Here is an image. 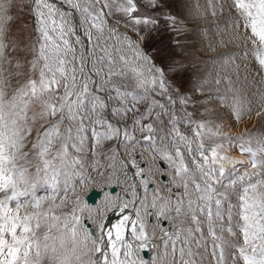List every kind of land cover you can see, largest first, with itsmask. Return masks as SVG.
<instances>
[{
    "label": "snow or ice",
    "instance_id": "1",
    "mask_svg": "<svg viewBox=\"0 0 264 264\" xmlns=\"http://www.w3.org/2000/svg\"><path fill=\"white\" fill-rule=\"evenodd\" d=\"M62 3L73 11H66L51 0H32L39 35L32 46L34 56L29 63L33 73L38 69V76L27 79L8 96L3 65L11 63L7 55L9 48L15 50V45L7 41L12 5L10 0H0V264H199L203 255L192 245H205L208 250L209 243L215 264H264V135L256 139L254 148L251 133L230 136L224 125L209 128L203 121L192 120L187 113L184 122L194 125L191 137L181 133L178 118L167 108L177 101L169 94L164 70L132 47L133 41L127 37L132 61L124 54L119 55V61L125 66L132 64L130 71L140 91H123L113 85L115 95L107 99L120 101L119 106L111 109L113 113L139 115L134 116L131 132L106 120L100 115L108 107L100 95L108 90L103 85L113 75H126L123 69H113L116 60L107 40L119 41L120 37L108 19L120 13L126 18L125 26H136L137 32L141 26L145 31L154 30L161 20L141 15L138 0H62ZM148 3L155 5L156 0ZM217 6L221 11L227 8L230 30L226 26L221 31L217 26L219 35L206 37L208 51L214 52L229 41L251 43L259 65L258 75L264 78V0H222L220 5L212 6L211 15H216ZM192 7L198 6L194 3ZM73 12L79 14L83 39L77 33ZM164 20L174 25L176 17L168 14ZM89 45L100 54L94 56ZM225 56L231 59L227 52L210 58L223 60ZM16 67H21L19 61ZM226 91L232 95L215 99L236 123L252 115L264 119V94L257 102L246 100L234 86ZM155 96L164 97L165 102L161 103ZM178 99L181 104L188 103L186 97ZM142 102H147L143 112L137 107ZM33 104H39L40 111L30 115ZM154 113L157 121L161 113L170 117L171 139L163 148L157 147L153 138L156 131L153 123H144ZM37 115L51 123L42 124L43 131H37L31 143L38 161L33 170L30 161L28 166L20 161H27L29 156L23 149L28 146L27 138L33 131L29 121L34 124ZM85 119L92 122L95 145L123 137L130 145V152H135L137 144L154 149V156L167 161L171 169L168 173L171 184L165 181V191L172 192L173 185L182 191L167 196L153 187L149 198L152 181L145 175L146 169L137 164L135 156L129 160L121 154L120 163L125 169L129 164L137 169L135 175L141 177L139 185L129 186L127 200L105 191L102 203L90 206L83 193L97 183L111 185L116 158L110 156V163L103 167H96L98 161L94 162L90 172L83 170L85 162L70 149L76 153L83 151ZM97 128L103 130L97 131ZM137 130L146 133L142 140L136 139ZM205 131L219 138L207 148ZM224 140L237 147L241 155L248 154L250 165L245 167L250 166L252 172L226 176V163L243 162L223 151ZM139 156L143 159L142 153ZM108 168L113 172L105 175ZM124 175L127 177L126 171ZM140 186L143 196L137 192ZM40 189L49 194L38 195ZM233 193L237 202L227 201L230 207L222 211L227 197ZM130 206L134 215L126 212ZM56 209L69 210L57 214ZM109 210L122 214L110 227L105 224ZM146 215H154V223L161 227L159 243L156 233L148 231ZM86 220L91 221V226ZM162 221H168L171 230ZM204 226L210 241L203 240ZM225 232L232 238L225 239ZM157 249L151 261L141 257V252Z\"/></svg>",
    "mask_w": 264,
    "mask_h": 264
},
{
    "label": "rangeland",
    "instance_id": "2",
    "mask_svg": "<svg viewBox=\"0 0 264 264\" xmlns=\"http://www.w3.org/2000/svg\"><path fill=\"white\" fill-rule=\"evenodd\" d=\"M206 1L207 0H156V4L151 5L148 3V0H138V3L141 5V15H150L161 20V23L154 30L149 29L145 31L141 26L140 31L137 32L134 30L136 26L131 24L125 26L127 22L126 18L120 13H115L112 17H110L109 19L111 21L108 19L111 25L116 23L121 32L125 31L126 33L132 35L134 38L130 36L132 37L130 40H133L136 43L138 42V46L141 47L143 53L151 59L153 64L164 70L165 80L169 86V94L177 101L174 105H167L168 111L170 113H174L178 118V127L180 132L188 135L189 137H191V128H193L194 125H188L184 122L185 119H187L186 113L190 114L191 119L194 121L205 122L209 128L212 127L214 129L216 125L223 124V121H221L222 123L220 122L221 118L218 113L217 115L214 113L213 115L211 114L213 109H218V107L216 109L218 101L215 98L220 96V93L217 90L219 87L218 81H213L214 79L212 73H214L215 69L213 68L214 65L211 63L212 59L210 58L215 56L216 53H211L210 51L207 52L205 51L204 46H202V43H207L206 37L208 35H212L210 31V21L212 20V16L210 17L209 15L211 14H208L207 11L203 9ZM10 3L12 5L10 9L12 20L8 24L7 41L11 45H15V50L13 51L11 47L9 48L7 55L11 60V63H5L3 65L6 69L4 75L7 77L6 93L8 96H11V94L17 88L21 87L27 79L36 78L38 76V69L36 73H33L30 70L29 62L34 56L32 46L36 44L39 35L37 31L39 25L37 18L34 15L32 0H10ZM194 3L198 6L195 9L192 7ZM195 12H199L200 14L196 15L194 14ZM168 14L176 17L174 25L169 24L164 20V17ZM121 32L119 33L122 34L125 39V35ZM200 33L204 39L200 36ZM104 35L107 37L106 33H104ZM141 36H143V39H141ZM108 40L107 45L112 52L113 59L116 60V64L113 65V69L114 71H120L123 68L117 61L115 56L116 52L114 54L115 49L113 44L109 40L110 44ZM125 42L127 43L126 40ZM99 54L98 50L93 49L94 56H98ZM17 61L20 62V68L16 67ZM113 85L120 87L123 91H140V89L136 87L135 79L130 76L128 71L126 72V75H113L108 84L103 85L108 89L105 92L108 93L109 97L115 95L112 91ZM175 90H178V92ZM180 96L186 97L188 99V103L181 104L178 99ZM155 99L159 100L161 103L165 102L164 97L161 96H155ZM111 103L112 108L120 105V101L115 99H111ZM146 106L147 102H142L137 105L141 112L144 111ZM39 111V104H33L30 115L32 113L38 114ZM156 111H160L159 108H157ZM112 114L123 124V127L128 128L130 132L132 131L130 126L132 125L134 116L139 115V113H129L127 116H124L120 113L113 112ZM100 115L108 120L107 108L103 109ZM218 115L219 117H217ZM169 119V115L161 113L160 121H157L155 120L154 113L149 120L144 121V123H153L154 128L156 129L153 133V138L156 141L157 147L163 148L171 139V135H169L171 133V124L169 123ZM161 121L163 122L161 123ZM29 123L33 127V131L27 138L28 146L23 149V151L29 152V156L27 161L21 160V162L22 165L28 166V162L30 161L34 170V166L38 161L35 157L34 150L31 149V143L35 141L37 131H43L41 125L43 124L44 126H47V124L51 123V121L41 120L37 115L35 123L33 124L31 121H29ZM84 123L86 125L84 132L86 139L83 145H81L83 151L76 153L72 150L74 155L79 156V158L85 162V168L83 170L85 172H90L92 170L93 163L97 161L98 163H96V167H103L109 164L110 156H114L117 161L119 153L115 148L116 145L114 146L116 140H103L101 144L95 145L94 137L92 136L91 131L92 122L85 119ZM63 129L64 126H61V131H63ZM98 129L100 128H97V131ZM263 134V132L257 134L258 138ZM144 135H146V133H142L139 130L135 132L137 140H142ZM218 139L219 138L217 137L211 136L207 131L204 132V143L206 148L210 147L213 142L218 141ZM223 144L225 145L224 147H228L229 142L224 140ZM122 145L125 147V150L127 149L130 159L132 156L140 158V156L137 155L142 153L143 156L145 155L147 158L151 159L152 162H159V157L154 156V149L148 148L146 144L144 146L137 144L135 152L129 151L130 145L126 141H124ZM236 149L238 150V148ZM93 153L96 154L94 155ZM146 153H149L150 155ZM244 155L248 156V154ZM161 160L167 164L166 168H163V166L160 165L162 169H169V171H171L167 161L162 158ZM143 165L145 167V164ZM239 168L226 169V176L228 173H231L233 177H238L245 171H253L250 169V166ZM101 185L104 186L103 184ZM177 191H182V189H177L172 193L174 194ZM227 201H230L231 204H235L237 202V196L235 193L227 197L226 203L222 206V211L230 207V204ZM224 236L225 239L232 238L226 232L224 233ZM208 239H211L210 236Z\"/></svg>",
    "mask_w": 264,
    "mask_h": 264
},
{
    "label": "bare ground",
    "instance_id": "3",
    "mask_svg": "<svg viewBox=\"0 0 264 264\" xmlns=\"http://www.w3.org/2000/svg\"><path fill=\"white\" fill-rule=\"evenodd\" d=\"M51 2L57 4V6L62 7L66 11H73L72 9L68 8L67 4L62 3V0H51ZM221 3H222V0H207L204 3L203 9H205V11H207L208 14H211L212 6L214 4L220 5ZM228 15H229V13H228L227 8L225 7L223 9V11H221V8L219 6L216 7V15L215 16L209 15L210 17L212 16L211 17L212 20L210 19L211 20L210 21L211 22L210 31L212 34L219 35L217 26H218L219 30H221V31L224 30L226 28V26L229 27V30H230V22L228 21ZM73 20L77 25V31L79 29L82 30L83 28H81L79 25V22L75 20L74 14H73ZM108 23H109V25H111V23L109 21H108ZM113 25L118 29L119 32H121L118 28L119 26L116 23H113ZM123 32L125 33V31H123ZM123 32H121V33H123ZM105 33L108 36L107 31H105ZM126 34H125V37H127ZM200 36H202L201 33H200ZM119 37H120L119 41H117L115 39H109L114 46V49H115L114 53L116 52L115 55H116L118 61H119V55H121V54L127 55L129 57L130 61H132L131 49L128 47V44L125 42L123 35L119 33ZM127 38L131 39L132 37L128 36ZM202 38L204 39L203 36H202ZM226 39H227V37H226ZM131 41H133V40H131ZM133 44L134 45L137 44V45H135V46L132 45V47H134V48L137 47L140 51H142L141 47L138 46V43L133 41ZM202 44H203L202 46H204V48H205V51L208 52L207 43L204 42ZM89 48L91 49V45H89ZM252 48H253V45H251V43H243L239 40H236L234 42L233 41L227 42L224 47H221L214 52L210 51L211 53H216L215 56H217L219 52H227V53L231 54V59H229V57L225 56L223 60L218 59L215 61L214 60L211 61V63L214 65L213 68L215 69L214 73H212L213 79H214L213 81H218V83H219V87L217 90L219 91L220 96H222V95L231 96L232 95L231 92L226 91V89L229 86H234L236 89L240 90V94L242 96H244L246 100H252V101L258 102L260 99V95L264 94V78H262L260 75H258L259 65H258V62L255 60V55L252 52ZM117 49H119V51H117ZM120 64L123 68H125V70H127L129 72L130 75H132V78H134L133 73L130 71L132 64L130 63L128 66L123 65L121 62H120ZM229 81H231V85L229 84ZM215 83H217V82H215ZM217 107H218V109H217ZM216 109L217 110L213 109V112L211 114L213 115V113H214L217 115V113H218L220 115V118H221L220 122L223 121L222 125L225 126V130L228 131L230 136H236V135L241 134V133L249 132L252 134V137H253L252 146L254 148L257 147V145H256V139L258 138L257 134L262 133V132L264 133V119H261V118L256 117L255 115H252L250 118L243 119L239 123H236L231 118V116L229 115V113L225 109H223L219 106H216ZM219 115L217 117H219ZM217 120H219V119H217ZM210 128H212V127H210ZM122 144H123V142L120 144H117V145L115 144L116 146L114 145L117 152L119 153V156L117 157L116 171H115V174L112 176L111 185L112 184L118 185V192L116 194L121 196L123 199L127 200L130 198L129 186L132 183L139 185L141 177L135 175V172L137 171V169L134 166L129 164L130 167H127L125 169L124 166L120 163L121 154H124L125 158L130 160V155H129L127 149L126 150L124 149L125 147ZM236 148L237 147L230 146V144H229L228 147H223V151L226 152L229 156H233L236 159L242 161L243 163L242 164H235V165L226 163L225 169L239 168V167H245L246 165H250L249 156L241 155ZM146 154L150 155L149 153H146ZM137 156H139V155H137ZM136 162L141 167L143 164H145V167H144L146 169L145 175H147L150 178V180L152 181L151 183L153 186L152 187L149 186V189H150V191L148 193L149 198L151 197V189L153 187H158L161 190V193L163 195H167V196H172V194H173L172 192L177 190L175 188V186L173 185L172 186V192L169 193V192L165 191V181H167L169 184H171V176L168 174V173H170V171H169V169H162L159 162H155V161L152 162V160L147 158L145 155L143 156V159L136 158ZM125 171L127 172V177H125V175H124ZM112 172H113V169L108 168L107 171L105 172V175H108L109 173H112ZM164 172L167 174L166 180H163L161 177ZM103 185L104 186H102L100 183L94 184V185L90 186L86 192L83 193V198L85 199L86 194L88 193V191L92 187H97V188L103 190L101 198H99L95 204H89L87 202L90 206L94 207V206L100 205L104 199V192L105 191L109 192L108 188L111 185L110 186L105 185V184H103ZM137 192L141 196H143L144 195L143 187L142 186L138 187ZM58 199H59V197H58ZM136 207L139 208L140 205L137 204ZM68 210L69 209H56V213L60 214L61 211H68ZM152 211H154V210H152ZM126 212L129 215L135 214L134 209L131 206L129 207V209L126 210ZM121 218H122V214L119 211L109 210L107 213V216H106L105 224H106V226L110 227L111 225L115 224ZM145 218H146V221L148 224L149 233L151 234L154 231L156 233L157 243H159V237L162 235V231H161V227L158 224L154 223L156 220V217L154 215H146ZM85 223H87L91 226V221L86 220ZM162 224L164 227L171 230V224L168 221H162ZM204 232H205V235L203 237V240L204 241H210V239H208L209 236L207 235V228L206 227H204ZM192 247L195 251L201 252L203 255V259L199 261V264H215L214 259L210 255V249H211L210 243L206 245L208 250H205V245H201L200 247H197L196 244H193ZM148 251H149V257L148 258L143 257L142 252H141V257L145 260L151 261L153 256L159 250L157 249V250H148ZM226 261H227V257H226Z\"/></svg>",
    "mask_w": 264,
    "mask_h": 264
},
{
    "label": "water",
    "instance_id": "4",
    "mask_svg": "<svg viewBox=\"0 0 264 264\" xmlns=\"http://www.w3.org/2000/svg\"><path fill=\"white\" fill-rule=\"evenodd\" d=\"M111 191L112 192H115L116 191V187H112L111 188ZM100 195V192L99 191H96V190H92L91 193L87 196V199L88 201L90 202H94L96 197ZM144 254L147 255V252L144 251Z\"/></svg>",
    "mask_w": 264,
    "mask_h": 264
}]
</instances>
